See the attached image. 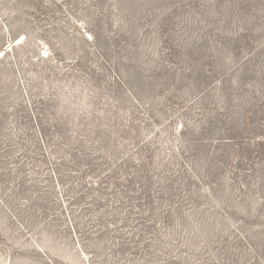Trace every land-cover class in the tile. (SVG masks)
<instances>
[{"label": "rangeland", "instance_id": "1", "mask_svg": "<svg viewBox=\"0 0 264 264\" xmlns=\"http://www.w3.org/2000/svg\"><path fill=\"white\" fill-rule=\"evenodd\" d=\"M0 264H264V0H0Z\"/></svg>", "mask_w": 264, "mask_h": 264}]
</instances>
